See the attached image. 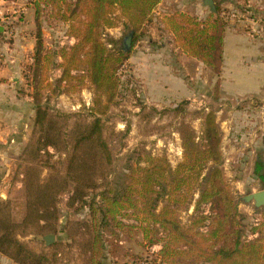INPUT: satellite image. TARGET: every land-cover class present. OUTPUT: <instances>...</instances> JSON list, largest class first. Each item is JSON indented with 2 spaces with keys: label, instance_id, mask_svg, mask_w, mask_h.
Masks as SVG:
<instances>
[{
  "label": "trees",
  "instance_id": "trees-1",
  "mask_svg": "<svg viewBox=\"0 0 264 264\" xmlns=\"http://www.w3.org/2000/svg\"><path fill=\"white\" fill-rule=\"evenodd\" d=\"M161 0H47L53 7L63 5V21L73 45L56 53L44 51L39 28L33 36L30 88L38 91L46 78L43 70L52 57L60 59L58 83L76 80L74 73H86L95 91L104 97L100 109L91 110L92 120L66 131L56 125L45 109L35 104L34 139L25 148L29 165L22 174L23 202L0 201V254L15 264H57L53 258L37 254L20 241L35 229L54 233L56 202L69 192V202L88 210L90 217L88 264H101L102 232L109 234L125 227L140 229L147 247L159 246L146 258L148 264H264V213L262 221L250 227L254 236L243 241L244 225L237 217L236 205L223 179L220 133L212 113L204 118L201 147L182 144L183 156L175 168L162 158L147 159L145 165L130 168L120 184L103 185L91 197L111 169L112 154L103 138L100 116L105 115L118 95L119 72L129 55L116 49L109 51L101 36L104 28H114L112 15L119 13L134 31L132 46L150 24L152 13ZM40 0L33 3L38 20ZM216 13L205 21L183 12L164 19L175 47L183 54L220 74L223 62V38L227 20L215 4ZM60 11V9H58ZM36 23V22H35ZM28 69L23 77L29 81ZM101 104V102H99ZM49 148L53 154L49 153ZM55 154L63 161L50 163ZM208 166L205 173L204 170ZM257 165V172L260 169ZM46 176L42 178V173ZM197 198L194 199V195ZM208 206V213L201 207ZM193 207L190 224L183 227L179 213ZM22 215L15 219L16 210ZM16 211V212H15ZM125 220H131L130 225ZM43 225L41 226L40 224Z\"/></svg>",
  "mask_w": 264,
  "mask_h": 264
},
{
  "label": "rangeland",
  "instance_id": "rangeland-1",
  "mask_svg": "<svg viewBox=\"0 0 264 264\" xmlns=\"http://www.w3.org/2000/svg\"><path fill=\"white\" fill-rule=\"evenodd\" d=\"M44 1L47 0H40L38 20L35 21L32 33L34 36L39 28L44 51L56 53L60 48L73 45L74 41L67 35V23L63 21V17H67L64 13L65 7L57 5L52 10L50 3ZM220 3V0H217L218 8L225 14L238 11L235 8H223ZM172 4L175 7L170 15L183 5L184 9H187L184 13L199 21H205L208 14H211L208 7L202 5L201 0H164L160 15L154 14L153 23L150 22V25L144 27L143 35L133 44L129 53H126L129 58L119 72L118 95L108 112L100 116L103 138L112 154L111 169L107 178L99 181L100 187L90 196L101 192L106 183H123L130 168L134 165H145L147 159L164 157L171 168H175L182 162L184 142H188L189 146L201 147L204 118L208 113H212L220 133V169L236 205L237 217L244 225L242 240L250 241L254 238L249 233L250 227L262 221L264 207L255 209L253 203H244L242 198L264 190V147L259 150L261 145L264 146V129H259L253 117V122L248 128L253 135L252 143L248 144L245 151L246 146L242 143L241 135L244 130L241 128L242 104L231 111L234 104L231 100H226L222 91L221 71L216 75L196 59L192 60L185 54L189 58L179 55V52H175L173 36L163 28L160 17L167 13L165 7L171 8ZM191 10L193 14L190 13ZM33 11L35 12L34 6ZM246 11L257 14L259 10L250 8L238 13H247ZM112 18L115 27L104 28L101 36L109 51L120 49L122 37L131 30L118 12H115ZM226 23L227 26L232 25L230 21ZM151 41L156 45L159 43L162 47L150 45ZM165 53L169 56L167 65L161 64L159 59L163 58ZM152 55L155 57L148 65L144 66L143 60L139 62L140 59ZM52 61L48 62L43 70L46 81L42 88L37 92L31 89L29 94L32 97L33 112L35 115V104L39 100L38 105L47 111L56 125L69 131L91 121L90 111L100 109L105 100L89 83L86 73H74L76 80L67 84L58 83L61 70L57 68V64L61 61L56 55L52 57ZM24 65L23 73L28 69L29 76V81H24L30 87L32 56L30 63ZM253 104L256 106V102ZM34 115L28 130V142L22 147L15 146L8 150L6 172L0 176V201L8 200L15 204L24 200L22 174L24 167L30 163L24 155V150L36 135ZM48 151L53 154L52 149L49 148ZM63 159V155L55 154L50 163ZM257 165L261 166L258 172ZM207 168L208 166L203 173ZM42 174L44 178L46 171ZM69 196L67 191L57 199L54 233L48 234L35 229L31 235H22L20 241L29 250L53 258L57 264H88L89 212L84 206H71ZM196 198L195 194L194 199ZM207 207L203 206L201 210L208 213ZM16 211L19 213L15 214V219L19 220L22 210L18 208ZM192 212L193 207H190L188 211L179 213V221L183 227L189 226ZM131 223V220H125L126 225ZM107 229L109 228L102 232V256L98 259L101 264H143L144 262L137 261L149 259L160 249L159 246L147 247L140 229L125 227L123 230H116L114 234L107 233ZM46 235L54 236L53 243L48 247L43 241Z\"/></svg>",
  "mask_w": 264,
  "mask_h": 264
},
{
  "label": "crops",
  "instance_id": "crops-1",
  "mask_svg": "<svg viewBox=\"0 0 264 264\" xmlns=\"http://www.w3.org/2000/svg\"><path fill=\"white\" fill-rule=\"evenodd\" d=\"M34 1L36 0H0V17L12 16L15 29L14 38L8 43L0 35V49L8 50L14 61L13 63L7 62L0 69V176L6 172L8 150L15 146L22 147L28 142V130L33 121L32 97L29 95L31 88L24 81L23 68L24 64L30 63L35 46L32 33L35 26ZM216 2L217 0H214L215 4ZM220 2V6L223 8H235L238 10L236 12H244L250 8L257 9L259 11L255 14L264 19V0H220ZM163 4L164 0H161L153 10L151 23L154 21V14L160 15L159 11L161 7L164 8ZM174 7V4L171 5V8L165 7L167 13H163L160 17L163 28H165L164 19L170 15ZM184 7V5L178 7L180 8L178 11L186 12L187 9L185 10ZM190 13L193 14L192 10ZM197 14L196 12L195 15L197 16ZM255 28L258 33L252 37L239 26L230 24L225 29L223 38L221 88L226 100L229 99L234 104L231 111L236 110L237 106L242 104V108H240L243 121L241 128L244 130L241 131V135H243L242 143L246 146L245 151H247L248 144L252 143L253 135L248 131L253 122L252 118L254 117V122L259 126V129H264V27ZM150 45L156 48L162 47L159 43L156 45L152 41ZM175 52L189 58L176 48ZM154 57L155 55L142 58L139 62L143 60L145 63L143 65L146 66ZM168 58L166 53L163 58L159 57L161 64L167 65ZM199 63L203 65L201 62ZM253 102H256V106ZM263 147L261 145L259 150H262ZM0 264L15 263L0 254Z\"/></svg>",
  "mask_w": 264,
  "mask_h": 264
},
{
  "label": "built area",
  "instance_id": "built-area-1",
  "mask_svg": "<svg viewBox=\"0 0 264 264\" xmlns=\"http://www.w3.org/2000/svg\"><path fill=\"white\" fill-rule=\"evenodd\" d=\"M222 15L227 21H230L232 24L239 26L243 29L248 35L255 36L258 31L255 27H264V19L262 17L253 14V13H238L231 12ZM0 35L5 39V42H9L14 38L15 29H14V18L12 16H2L0 17ZM74 41V39H70ZM71 43V42H70ZM72 44V43H71ZM7 57V58H6ZM13 63V58L8 50L0 49V69L5 66L6 63ZM148 264V263H143Z\"/></svg>",
  "mask_w": 264,
  "mask_h": 264
},
{
  "label": "water",
  "instance_id": "water-1",
  "mask_svg": "<svg viewBox=\"0 0 264 264\" xmlns=\"http://www.w3.org/2000/svg\"><path fill=\"white\" fill-rule=\"evenodd\" d=\"M204 6L208 7L209 11L213 14L216 13L214 0H202ZM134 31L130 30L126 35H124L121 39L120 51L123 53H129L132 47V39H133ZM1 200V196H0ZM244 203H253V207L255 209H259L264 207V190L246 195L242 198ZM43 241L46 247L54 241L53 235H46L43 237Z\"/></svg>",
  "mask_w": 264,
  "mask_h": 264
}]
</instances>
